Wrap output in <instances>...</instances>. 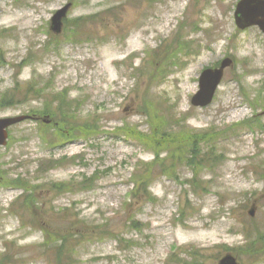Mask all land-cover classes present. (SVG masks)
Wrapping results in <instances>:
<instances>
[{
    "label": "rangeland",
    "instance_id": "374dc122",
    "mask_svg": "<svg viewBox=\"0 0 264 264\" xmlns=\"http://www.w3.org/2000/svg\"><path fill=\"white\" fill-rule=\"evenodd\" d=\"M238 1L0 0V116L53 117L0 150V264H264V32Z\"/></svg>",
    "mask_w": 264,
    "mask_h": 264
},
{
    "label": "water",
    "instance_id": "95a60500",
    "mask_svg": "<svg viewBox=\"0 0 264 264\" xmlns=\"http://www.w3.org/2000/svg\"><path fill=\"white\" fill-rule=\"evenodd\" d=\"M70 4L60 9L53 17L52 28L56 32L62 29L63 18L67 15ZM237 24L241 28H245L254 24H258L264 31V0H240L237 4L235 12ZM233 63L231 58H226L218 68H208L203 71L200 77V90L194 95L192 103L196 106H206L210 104L214 98L218 85L220 84L226 67ZM27 116H17L0 119V145L6 143L7 127L23 121ZM253 213V211H252ZM219 264H239L237 259L231 255H225Z\"/></svg>",
    "mask_w": 264,
    "mask_h": 264
},
{
    "label": "trees",
    "instance_id": "16d2710c",
    "mask_svg": "<svg viewBox=\"0 0 264 264\" xmlns=\"http://www.w3.org/2000/svg\"><path fill=\"white\" fill-rule=\"evenodd\" d=\"M65 105H66V103H65V101H64V99H63V97H62V105L60 106V110H62L63 111V113L65 112L64 110H65ZM65 114V113H64ZM248 121V125L247 126H250V127H253V126H262V122H261V120H259L258 119V116H254V117H252V118H249V119H247ZM159 156V155H158ZM30 204V203H29ZM134 223L135 224H137V221H135L134 220ZM249 237H251V235H249ZM262 238V237H261Z\"/></svg>",
    "mask_w": 264,
    "mask_h": 264
}]
</instances>
